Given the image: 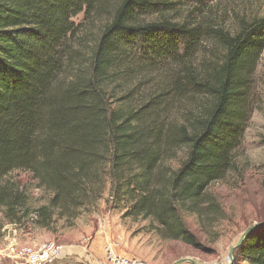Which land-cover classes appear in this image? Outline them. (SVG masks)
I'll return each instance as SVG.
<instances>
[{"label": "trees", "instance_id": "obj_1", "mask_svg": "<svg viewBox=\"0 0 264 264\" xmlns=\"http://www.w3.org/2000/svg\"><path fill=\"white\" fill-rule=\"evenodd\" d=\"M114 1L0 0V210L12 223L35 212L39 226L50 228L56 218L75 221L109 186L112 209L150 220L162 239L198 247L183 214L220 217L207 190L236 168L253 111L264 17L232 35L189 15L171 22L167 16L179 13L183 0ZM108 7L112 17L85 69L64 77L72 59H81L70 45L79 31L74 19ZM206 36L223 54L197 68L196 45ZM137 57L171 59L181 71L172 86L143 95V86L118 79ZM182 99L198 100L197 110L171 119ZM15 171L30 173L52 194L49 203L30 210L27 192L8 179ZM235 259L264 264V227Z\"/></svg>", "mask_w": 264, "mask_h": 264}, {"label": "rangeland", "instance_id": "obj_2", "mask_svg": "<svg viewBox=\"0 0 264 264\" xmlns=\"http://www.w3.org/2000/svg\"><path fill=\"white\" fill-rule=\"evenodd\" d=\"M111 1L110 6L115 4ZM110 8L103 14L74 19L77 36L71 47L81 59H72L64 77L73 78L79 68L85 69L87 58L106 21L112 17ZM201 21L215 29L235 35L243 22L264 17V0H183L179 13L169 14L171 22ZM194 64L212 62L222 57L217 40L204 37L196 45ZM138 61V62H137ZM130 72L118 76L125 86H143V95L172 86L181 71L171 59L145 60L137 57ZM122 82V81H120ZM252 114L236 159V168L207 190L221 209L219 218L184 213L183 217L197 238L198 247L181 240L162 239L155 224L142 217H127L126 211L112 209L109 186L104 197L84 211L75 221L56 218L50 228L39 226L38 215L32 212L18 223L8 221L0 210V264H16L4 257L9 244L40 245L55 242L61 252L52 264H108L113 256L138 260L144 264H236V251L242 236L253 226L264 224V51L251 83ZM139 98V97H138ZM198 100L182 99L171 108V119L180 121L189 111H196ZM184 151L178 159H183ZM177 166V161L173 162ZM9 180L19 183L28 195V208L37 210L49 203L52 194L39 188L32 175L15 171ZM206 206V205H204ZM235 251L233 252V249Z\"/></svg>", "mask_w": 264, "mask_h": 264}, {"label": "built area", "instance_id": "obj_3", "mask_svg": "<svg viewBox=\"0 0 264 264\" xmlns=\"http://www.w3.org/2000/svg\"><path fill=\"white\" fill-rule=\"evenodd\" d=\"M61 246L55 242L44 243L40 245L20 246L16 243L9 244L4 249V257L12 259L16 264H52L61 252ZM108 264H144L136 259H125L113 256Z\"/></svg>", "mask_w": 264, "mask_h": 264}, {"label": "water", "instance_id": "obj_4", "mask_svg": "<svg viewBox=\"0 0 264 264\" xmlns=\"http://www.w3.org/2000/svg\"><path fill=\"white\" fill-rule=\"evenodd\" d=\"M264 227V224L261 225H256L251 227L241 238L238 247H240L242 245V243L246 240V238L256 229L262 228ZM236 248L233 249V252L235 251Z\"/></svg>", "mask_w": 264, "mask_h": 264}]
</instances>
